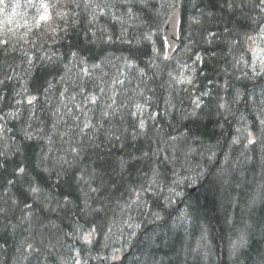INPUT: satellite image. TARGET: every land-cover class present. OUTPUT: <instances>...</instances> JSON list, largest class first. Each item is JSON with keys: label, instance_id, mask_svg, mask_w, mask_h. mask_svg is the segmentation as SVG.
Masks as SVG:
<instances>
[{"label": "trees", "instance_id": "obj_1", "mask_svg": "<svg viewBox=\"0 0 264 264\" xmlns=\"http://www.w3.org/2000/svg\"><path fill=\"white\" fill-rule=\"evenodd\" d=\"M263 27L261 0H0V264H264Z\"/></svg>", "mask_w": 264, "mask_h": 264}, {"label": "water", "instance_id": "obj_2", "mask_svg": "<svg viewBox=\"0 0 264 264\" xmlns=\"http://www.w3.org/2000/svg\"><path fill=\"white\" fill-rule=\"evenodd\" d=\"M180 15L176 10L167 20L163 27V35L167 42V52L172 56L176 50L179 39Z\"/></svg>", "mask_w": 264, "mask_h": 264}, {"label": "snow or ice", "instance_id": "obj_3", "mask_svg": "<svg viewBox=\"0 0 264 264\" xmlns=\"http://www.w3.org/2000/svg\"><path fill=\"white\" fill-rule=\"evenodd\" d=\"M261 3H264V0H261ZM42 19H44V17H42ZM29 102H31V101H29ZM20 171L23 172V169H20ZM31 191H32L33 193H35V192L38 191V189L35 188V187H33V188H31Z\"/></svg>", "mask_w": 264, "mask_h": 264}]
</instances>
